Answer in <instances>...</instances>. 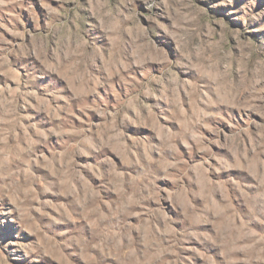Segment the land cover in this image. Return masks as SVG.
<instances>
[{
	"label": "rangeland",
	"instance_id": "374dc122",
	"mask_svg": "<svg viewBox=\"0 0 264 264\" xmlns=\"http://www.w3.org/2000/svg\"><path fill=\"white\" fill-rule=\"evenodd\" d=\"M0 264H264V0H0Z\"/></svg>",
	"mask_w": 264,
	"mask_h": 264
}]
</instances>
